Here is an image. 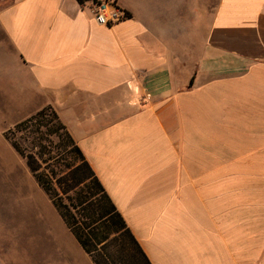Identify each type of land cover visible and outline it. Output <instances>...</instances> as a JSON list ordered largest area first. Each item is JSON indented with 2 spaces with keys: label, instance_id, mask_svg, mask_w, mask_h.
Returning a JSON list of instances; mask_svg holds the SVG:
<instances>
[{
  "label": "crops",
  "instance_id": "0c3cea01",
  "mask_svg": "<svg viewBox=\"0 0 264 264\" xmlns=\"http://www.w3.org/2000/svg\"><path fill=\"white\" fill-rule=\"evenodd\" d=\"M92 1L0 0L2 92L55 109L152 264H264V0Z\"/></svg>",
  "mask_w": 264,
  "mask_h": 264
},
{
  "label": "rangeland",
  "instance_id": "374dc122",
  "mask_svg": "<svg viewBox=\"0 0 264 264\" xmlns=\"http://www.w3.org/2000/svg\"><path fill=\"white\" fill-rule=\"evenodd\" d=\"M17 105L13 92H2L0 77V264H47L53 248L81 245L12 141L24 155H37L40 170L46 173L65 170L59 153L70 147L61 140L60 119L53 116V110L19 131H10L43 109L25 115ZM64 201L69 203L66 197ZM73 212L75 216L84 214L78 209ZM70 255L78 257L76 252Z\"/></svg>",
  "mask_w": 264,
  "mask_h": 264
},
{
  "label": "trees",
  "instance_id": "16d2710c",
  "mask_svg": "<svg viewBox=\"0 0 264 264\" xmlns=\"http://www.w3.org/2000/svg\"><path fill=\"white\" fill-rule=\"evenodd\" d=\"M78 1L84 3L86 0ZM127 15L129 17L130 14L127 12ZM48 110H53V116L60 119L49 105L29 119L17 123L10 131H19L27 123L45 116ZM58 126L63 131L61 140L65 142L64 146L70 147V150H60V157L65 161V170L61 174L55 170L48 173L41 171L37 155L26 156L15 141H12V145L27 158L30 170L95 264H152L61 120ZM69 154L72 155L71 160L68 159ZM65 197L69 203L64 201ZM73 209L81 210L83 216H75Z\"/></svg>",
  "mask_w": 264,
  "mask_h": 264
},
{
  "label": "built area",
  "instance_id": "2783aa9c",
  "mask_svg": "<svg viewBox=\"0 0 264 264\" xmlns=\"http://www.w3.org/2000/svg\"><path fill=\"white\" fill-rule=\"evenodd\" d=\"M92 13L95 20L104 26H112L128 17L127 12L116 0L92 1Z\"/></svg>",
  "mask_w": 264,
  "mask_h": 264
}]
</instances>
